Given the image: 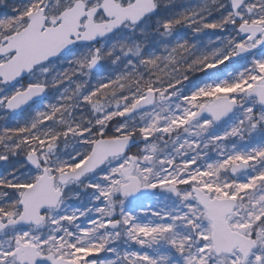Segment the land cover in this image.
Here are the masks:
<instances>
[{
  "label": "snow or ice",
  "instance_id": "obj_1",
  "mask_svg": "<svg viewBox=\"0 0 264 264\" xmlns=\"http://www.w3.org/2000/svg\"><path fill=\"white\" fill-rule=\"evenodd\" d=\"M0 264H264V0H0Z\"/></svg>",
  "mask_w": 264,
  "mask_h": 264
},
{
  "label": "trees",
  "instance_id": "obj_2",
  "mask_svg": "<svg viewBox=\"0 0 264 264\" xmlns=\"http://www.w3.org/2000/svg\"><path fill=\"white\" fill-rule=\"evenodd\" d=\"M191 2H192V3H196V2H197V0H191ZM213 39H214V37H213ZM204 40H205V42H207V40H208V37H205V38H204Z\"/></svg>",
  "mask_w": 264,
  "mask_h": 264
},
{
  "label": "rangeland",
  "instance_id": "obj_3",
  "mask_svg": "<svg viewBox=\"0 0 264 264\" xmlns=\"http://www.w3.org/2000/svg\"><path fill=\"white\" fill-rule=\"evenodd\" d=\"M101 255H103V254H101Z\"/></svg>",
  "mask_w": 264,
  "mask_h": 264
},
{
  "label": "flooded vegetation",
  "instance_id": "obj_4",
  "mask_svg": "<svg viewBox=\"0 0 264 264\" xmlns=\"http://www.w3.org/2000/svg\"><path fill=\"white\" fill-rule=\"evenodd\" d=\"M103 71V70H102Z\"/></svg>",
  "mask_w": 264,
  "mask_h": 264
}]
</instances>
